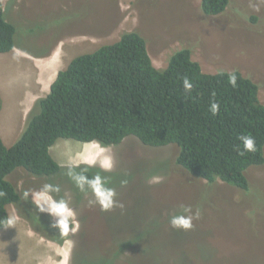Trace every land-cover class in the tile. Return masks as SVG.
I'll return each mask as SVG.
<instances>
[{
    "label": "rangeland",
    "instance_id": "374dc122",
    "mask_svg": "<svg viewBox=\"0 0 264 264\" xmlns=\"http://www.w3.org/2000/svg\"><path fill=\"white\" fill-rule=\"evenodd\" d=\"M1 2L16 26V46L0 52V136L7 146L19 139L59 70L131 30L144 36L157 67H166L176 50L191 48L205 72L239 70L254 80L264 103V0H230L217 15L205 14L201 0ZM43 62L55 68L42 91L29 97L37 91L35 67ZM50 150L62 173L35 176L17 167L8 175L24 215L8 205L13 224L0 231V264H264V163L247 170L245 190L193 176L177 163L176 144L150 146L135 136L108 146L59 138ZM108 156L110 171L101 166ZM85 167L109 178L123 210L89 205L91 193L80 192L69 175ZM45 183L59 187L53 195L69 202L79 225L62 241L45 236L51 233L47 221L23 196ZM180 204L200 209L190 231L169 225Z\"/></svg>",
    "mask_w": 264,
    "mask_h": 264
},
{
    "label": "trees",
    "instance_id": "16d2710c",
    "mask_svg": "<svg viewBox=\"0 0 264 264\" xmlns=\"http://www.w3.org/2000/svg\"><path fill=\"white\" fill-rule=\"evenodd\" d=\"M229 3L201 0V9L217 15ZM15 35L16 26L0 0L1 53L14 49ZM233 74L235 86L229 82ZM185 77L194 85L190 93L182 86ZM213 100L219 103L216 115L209 110ZM28 117L13 145L7 146L0 136V231L8 226V205L16 204L20 216L24 215L17 185L8 175L17 167L35 176L62 173L50 150L59 138L108 146L135 136L150 146L176 144L177 163L190 174L245 190L247 170L264 163V103L259 85L239 70L205 72L188 47L176 50L166 67H157L146 39L136 30L75 56L58 71L49 92L37 99ZM240 135L253 136L257 150L241 154ZM75 174L91 178L94 170L85 167ZM26 201L35 207L31 198ZM40 215L50 225L53 218ZM50 230V234L43 232L46 237L63 240L58 230Z\"/></svg>",
    "mask_w": 264,
    "mask_h": 264
},
{
    "label": "clouds",
    "instance_id": "9594fccd",
    "mask_svg": "<svg viewBox=\"0 0 264 264\" xmlns=\"http://www.w3.org/2000/svg\"><path fill=\"white\" fill-rule=\"evenodd\" d=\"M229 82L235 86L236 76L233 74L230 77ZM182 86L185 92L190 93L194 85L185 77L182 81ZM213 115L219 112V103L213 100L210 103V109ZM240 140L244 152H255L256 141L251 135H240ZM102 168L106 171H110L114 167V161L111 156L106 157L102 162ZM69 175L75 182L76 187L80 192L88 194L91 193L92 199L88 201L90 206H99L101 211H111L114 208L124 209V204L117 200V192L115 188L109 186L110 180L107 177L99 174L89 178L85 175L73 174L69 172ZM127 181H121V186H126ZM59 193V187L45 183L42 188L37 192L25 191L23 196L25 198L31 197V200L35 204V207L39 213H47L52 217L50 227L58 230L62 236H67L69 232H75L79 227L78 223L73 219L74 210L70 207L69 202L63 198L56 199L53 195ZM3 193H0L2 196ZM177 211L169 216V225L171 228L176 230L190 231L194 227V221L200 218V209L197 208L195 211L190 205L180 204L177 206ZM9 227L12 226L13 220H8Z\"/></svg>",
    "mask_w": 264,
    "mask_h": 264
},
{
    "label": "crops",
    "instance_id": "0c3cea01",
    "mask_svg": "<svg viewBox=\"0 0 264 264\" xmlns=\"http://www.w3.org/2000/svg\"><path fill=\"white\" fill-rule=\"evenodd\" d=\"M50 64H49V62H47V63L43 62L42 64L38 63L36 65V67H35L36 74L34 75V81H35L37 91H35V92L29 91L28 92L29 97H30V94H32V95L37 94L38 95V93L40 91H42L44 84L47 82V79L49 78L50 69L52 67L55 68V65L51 66ZM25 112H27V107L25 108Z\"/></svg>",
    "mask_w": 264,
    "mask_h": 264
}]
</instances>
